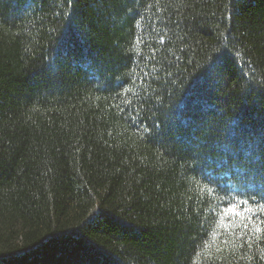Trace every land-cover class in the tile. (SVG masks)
I'll list each match as a JSON object with an SVG mask.
<instances>
[{
	"label": "trees",
	"instance_id": "16d2710c",
	"mask_svg": "<svg viewBox=\"0 0 264 264\" xmlns=\"http://www.w3.org/2000/svg\"><path fill=\"white\" fill-rule=\"evenodd\" d=\"M0 264H264V0H0Z\"/></svg>",
	"mask_w": 264,
	"mask_h": 264
}]
</instances>
